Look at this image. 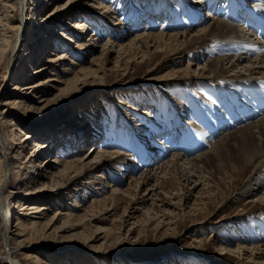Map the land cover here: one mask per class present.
I'll use <instances>...</instances> for the list:
<instances>
[{
	"label": "rangeland",
	"instance_id": "1",
	"mask_svg": "<svg viewBox=\"0 0 264 264\" xmlns=\"http://www.w3.org/2000/svg\"><path fill=\"white\" fill-rule=\"evenodd\" d=\"M33 2L27 0L25 12L15 10L16 18L26 25L23 30L9 35L12 45L7 48L8 57L0 65V156L3 157L0 182L3 180L5 184L0 199L7 202L10 219L14 222L17 216L25 221L39 214L18 213L19 200L49 207L45 214L35 217L41 222L38 236H46L35 239L32 244L20 243L25 236L13 234L16 224L10 222L8 237L15 235L12 236L15 239L6 244L4 220L0 216V258H6L0 264H32L27 257L29 254L48 264H264L260 256L257 260L250 259L249 252L241 257L229 250L224 256L218 252L219 245H228L232 250L242 243L252 248L255 243L243 241L264 237V208L255 196H258L257 191L252 194L255 196L251 198L253 202L248 201L253 169L238 177L236 169L240 171L243 163L230 156L231 152H226L227 169L218 172L216 168H203L205 179L198 183L193 177L194 169L190 173L192 179L181 183L170 174L171 167L166 171L156 170L178 152L186 161L202 153L203 145L210 146L220 140H224V147L234 145L236 135L228 137L229 133L239 132L253 123L251 118H245L234 126L238 120L233 119L234 124L229 125L232 127L228 132L217 128L214 138L206 141L207 134L213 136L205 130L206 115L212 114V109L220 110L224 106L223 96H229L234 87L221 79L206 78L208 65L224 54L221 52L226 48L224 39L214 45L206 40L196 41L180 50L182 54H177L176 45L166 51L155 52L150 48L151 55L145 59H130L119 49L121 44L143 33L187 32L188 39H192L195 32L216 18L243 29L247 27L243 24L245 13L240 20L230 17L235 0H51L36 10L31 8ZM107 5L111 8L108 11L104 8ZM255 11L258 17H264L257 9ZM76 21H83L85 25L79 30L74 26ZM4 24L0 23L2 45ZM52 32L61 33L56 35L60 43L54 41L57 37L48 38ZM42 33L48 37L42 38ZM92 34L97 41H91ZM261 38L264 42L263 36ZM18 40L21 42L12 50ZM86 43L90 46H81ZM45 48L43 60L49 64L44 72L34 74L42 61L31 62L30 53ZM144 51L146 45L140 41L136 53L140 55ZM58 54L66 56L58 61ZM81 69L85 70L83 73L94 70L96 74L86 73L88 78L75 90L56 98L46 109H39L45 105L39 103L41 96L54 98L58 93V86L62 85L56 82L58 78L72 79ZM30 73L33 77L27 78ZM227 74L234 77L231 72ZM46 78L55 81L30 95L26 102L30 108L9 109L4 105L19 94L25 95V91L21 93L15 89L16 84L45 82ZM11 121L19 123L24 133L37 136L22 150L16 144L18 139L6 134L13 127H9ZM198 133L202 135L200 138ZM49 137L56 142L58 150L43 151L23 168L24 161L32 155L35 141L43 143ZM100 150L106 154L104 163H99L103 165L101 168L96 163L101 158L93 163L86 162L87 171H75L71 178L60 181V192L53 190L47 197H36L33 202L24 197L34 186L31 180L38 174L42 160L57 154L73 160L85 159L92 153L93 158ZM147 155L152 157L145 164ZM199 164L202 168V163ZM50 167L52 171L58 168ZM190 167L184 164L183 170L187 168L188 172ZM149 170L152 174L157 171V178L146 188H136L131 178L141 179ZM261 178L263 185L258 193H264V175ZM163 180L166 182L164 188L161 187ZM42 182L47 186L51 184L48 178H43ZM251 184L253 188L256 186L254 182ZM130 187L138 196L137 200L140 198L139 204L133 201L132 195L123 194L114 210H111V199L107 207L94 209L100 220L95 221L90 216L82 223L72 220L66 230H55L63 225L62 218L54 226L50 224L51 228L42 229L56 210L82 216L84 207H89L93 200L108 198L114 188L126 190ZM147 188L153 189L155 195L148 194ZM76 204L81 205L78 210L66 207ZM106 209L110 211L103 212ZM158 211L162 212L158 214ZM135 221L138 223L133 224ZM71 224L75 226L70 227Z\"/></svg>",
	"mask_w": 264,
	"mask_h": 264
},
{
	"label": "bare ground",
	"instance_id": "2",
	"mask_svg": "<svg viewBox=\"0 0 264 264\" xmlns=\"http://www.w3.org/2000/svg\"><path fill=\"white\" fill-rule=\"evenodd\" d=\"M51 0H34V2L31 4V8L40 9L44 3L49 2ZM88 1V0H87ZM98 1V0H97ZM26 3L27 0H0V20H2L5 24V29H3V45L0 44V65L4 62V60L8 57L7 55V48H10L12 43L10 41L11 37L9 36L12 34L14 31H20L25 28L24 21L20 22L19 19L16 18V15H14L15 10L19 11L21 10L24 11V7L26 8ZM197 3V8L201 9L200 3ZM100 4V3H99ZM203 4V3H202ZM101 6V5H100ZM110 6L107 5L104 8L108 11ZM207 7V6H206ZM209 7V6H208ZM64 8V7H63ZM204 8V7H203ZM196 9V8H195ZM260 11L264 15V0H235V5L233 7V12H231L230 17L235 19V20H240L242 19V15L245 13V16L243 19H245L243 22L244 25L247 27L243 29H237L236 27L230 25L229 23H226L224 21H221L220 19L218 20L216 18V21L213 23H210L208 26H204L200 28L199 31L195 32L193 34L192 39H188V33L184 32L182 34H172V35H167L164 33H157L152 34V33H143V34H136L133 39L127 41L124 44H121L119 46L120 51L123 52V54L126 56H130V59H133L135 57H139L141 59H145V57L150 56V50L154 49V51H166L168 49H172V46L176 47L177 54H182L180 50H182L185 46L188 44H192L196 41L200 40H206L210 41L209 44L214 45V44H219L221 41L223 42L224 39V45H226V48H223L221 52H224L220 56V58L216 59L215 61H212L208 66L209 69L206 72V78H212V79H221L224 84L229 85V84H234V87L230 89L229 96L224 95V101L223 104L224 106L221 107V112L220 110L212 109V114L206 115V120L208 124L205 125V130L210 132L213 136L210 134L206 135V141H210V139L214 138V133L216 132V129L219 128L221 130L225 129L227 132L230 130L229 128L232 126H229L230 124H234L233 119L238 120L235 122L234 126L238 125L241 122H244L247 118H251L252 122L251 125H248L244 128H241L239 132L232 133L228 135V137H236L234 138V141L236 142L234 145L230 144H224V140L218 141V143H210V146H204L205 150L202 151V153L198 154L196 158H189L186 161H183L180 152L174 155L173 159L171 161H168L167 163L162 162V164L156 169L160 168L161 171H166L167 168L171 167L170 174L172 173L174 176H176L177 180L181 183V181H190L192 177L190 176V173H192V169L195 172V175L193 176L195 178V182L198 183L201 182L203 179H205L203 174L202 169L203 168H216L218 172H221L223 170L227 169V164L229 163L228 159L226 158V152H231L230 156H233V158L237 162H242L243 163V168L238 171L236 169V175L242 176L249 170H252V173L254 174L251 177V180L249 181V188L247 190V193H250L249 195L252 196L254 191H257L256 197H259V201L262 202V207L264 208V193H258V190L262 188V179L261 178L264 175V42H262V38L258 36L259 34H262L260 30V25L264 23V17H260L261 15L259 14L260 12H257L260 16L258 17L256 14V10ZM33 10V9H32ZM25 12V11H24ZM67 16L70 15V13L66 14ZM32 16V15H31ZM197 16L193 17L194 19ZM1 21V22H2ZM0 22V23H1ZM200 22V21H199ZM12 23H17V25H12ZM258 23V24H257ZM66 24V23H65ZM38 25V24H37ZM85 24L83 21H76L74 23L75 28L81 29ZM45 26V25H43ZM42 26V27H43ZM41 27V29H43ZM242 28V27H241ZM42 32V30H40ZM258 33V34H257ZM58 33L52 32L50 33L51 37H48V35L42 33L40 34L42 38H55L56 43H60V39H58V36H56ZM61 34V33H60ZM58 34V35H60ZM64 35V34H62ZM53 36V37H52ZM96 36V35H95ZM264 38V36H263ZM66 41H68V38L64 37ZM184 39V40H181ZM97 41V39L93 36H91V41ZM140 41H142L143 44L146 45V51L144 53L142 52L140 55L136 53V46L140 44ZM21 42V40L17 41L14 46L12 47V50H14L18 44ZM221 42V43H222ZM37 45V43L35 44ZM48 45V44H47ZM82 47H89L90 44H82ZM42 47V46H41ZM106 46H103V50H105ZM151 48V49H150ZM234 49V51H231ZM40 50V49H39ZM47 50L46 48L43 49L41 52L35 51L34 53L31 52L32 60L31 62L35 63H40L42 61V65L36 68L34 74H39L42 73L46 70V61L43 60V52ZM29 52V51H28ZM236 52V53H235ZM33 53V54H32ZM66 55L63 54H58L57 60L60 61L63 57ZM56 60V61H57ZM190 63L187 65V71L189 74V71L191 70ZM51 67V66H49ZM85 71L84 69H81L80 71L75 74V76L72 79L69 80H64L62 78H58L56 81L60 86H58V93L54 98H50L49 96H41V100L39 103L43 102L42 104L45 103L42 107L39 109H46L53 100L56 98H61L63 95H66L67 93L75 90L78 85L85 80V78H88V75L96 74V71H87L86 73H83ZM231 72L234 74L233 78H230L227 73ZM33 73H30L27 78L33 77ZM205 73V72H204ZM204 73L201 72L203 75ZM83 74H86L87 76H83ZM200 74V75H201ZM84 77V79H82ZM51 81H55L54 79H49L46 78L45 82H31L30 84L26 85H20L16 84L15 89L18 90L19 92L23 93L25 91V95L19 94L16 97H14V100H8L4 103V105H8L9 109L13 108H21L22 106H26V108H30L28 104H26L27 100L30 98V95L32 93L40 91L41 86L46 85V83H50ZM36 94V93H35ZM251 95V98L249 97ZM253 95V96H252ZM253 97V99H252ZM228 102V104L226 103ZM122 104V103H121ZM38 109V108H37ZM249 112V113H248ZM262 117L261 120L258 119ZM256 118L259 121H255ZM245 119V120H244ZM250 120V121H251ZM194 122V121H190ZM239 122V123H238ZM212 124V125H211ZM10 126H13L11 128L10 132H6L12 134L14 139H18L17 145L19 146L21 150L29 144V142L34 138L37 137L36 135H30L28 133H24L23 128L20 126L19 123H16L14 121L10 122ZM1 130V129H0ZM17 131V133H16ZM225 131V132H226ZM205 132V131H204ZM15 133V134H14ZM202 133V132H201ZM201 133H198L197 136L200 138L202 135ZM237 134H241L237 136ZM201 135V136H200ZM205 135V134H204ZM10 136V135H9ZM196 136V137H197ZM12 137V138H13ZM204 137V136H203ZM52 137H49L48 141L45 142H38L35 141L34 146L31 151L32 155L27 158L28 160L24 161L25 166L23 168H27L28 164L33 162V159L39 156V154H42L43 151L53 149L54 151H57L56 149V142L54 140L50 139ZM15 140V141H16ZM200 146V145H199ZM211 147V148H209ZM22 152V151H21ZM102 151H98L96 157L94 156L92 158V153L90 155H87L84 158L80 159H73V160H68L64 156V158H61L58 154L53 157V158H47L42 160L41 165H39V172L36 174L35 177L31 180L32 183H34L33 188L31 191H28L25 194V198L27 200H32L34 201V198L36 197H47L49 193H52V191L56 190V192H60V181H63L67 178H71V174L75 171H87L89 166L86 162H91L93 163L94 161H98V158L100 161L96 162L98 163L97 167L101 168L106 160V154L101 153ZM182 152V151H181ZM59 153V152H56ZM23 154V153H22ZM183 154V153H182ZM186 155V152H184ZM188 154V153H187ZM213 155L212 157L210 155ZM191 155V154H190ZM59 156V157H58ZM189 156V155H187ZM108 157V156H107ZM152 156L147 155L145 158V164L149 161V158ZM3 157L0 156V166L3 163ZM24 160V159H23ZM230 160V158H229ZM111 161V160H110ZM183 164H182V163ZM186 162V163H185ZM101 163V164H99ZM202 163V168L200 167V164ZM90 164V163H89ZM184 164H189L191 167L189 168V171L187 172V168L183 170ZM237 164V163H236ZM50 165H55L58 166V168L55 171H52ZM225 167V168H224ZM29 168V167H28ZM222 168V169H221ZM224 168V169H223ZM204 169V170H205ZM239 169V168H238ZM157 171H155L154 174L149 170L147 173H144L143 177L141 179H132L131 181L133 184L137 185L136 188H146L148 185H150L151 180L153 178H157L156 174ZM35 175V174H34ZM71 175V176H70ZM43 178H48L49 182L51 183L49 186H47V183H43ZM162 178V177H161ZM157 181H160V179H157ZM120 182V181H119ZM252 182L255 183L256 189L253 188ZM38 183V184H35ZM161 187L164 188L165 186V181L163 180ZM190 183V182H189ZM264 183V182H263ZM199 185V184H197ZM131 186V185H130ZM252 186V187H251ZM5 188L4 181L2 180L0 182V197L2 194V191ZM111 188V187H110ZM149 191L150 189L147 188ZM134 190L130 187L129 189L127 188L126 190H119L117 188H114L111 195L108 198H103V199H97L93 200L91 205L89 207H84V214L82 216H74L73 214L66 212H62L60 210L55 211L54 215L50 221L42 225V229L45 230V228H51L50 224L54 226L58 221H60L63 218V225L55 230H66L68 228V224L74 220L73 222L77 223H82L83 221H86L90 216L96 220H100L95 213L94 209L97 207L105 206L107 207V203L109 204L108 200L111 199V210H114L116 208V205L118 203V199L121 197L120 195L127 194L132 195L133 201L135 203L139 202L140 198H137L136 193L133 192ZM136 191V190H135ZM153 189L150 190L148 194H151V196H154L155 194L152 193ZM249 196L250 199L248 200L250 203L253 200L251 198L255 196ZM124 197V196H123ZM22 199V198H21ZM0 216H2L4 220V226H3V232H4V238L6 239V244L7 241L15 239L12 236L15 235H10L11 237H8V230L10 226V222L15 223V233L12 232L13 234H16L17 236H25L24 238L20 239L19 242L22 243L23 241H27L30 244L34 242L35 239L39 240L42 239L43 237H39V224L41 225V222L38 221L35 217H39L38 215L45 214V211L49 207H45L44 205H37L36 203L34 204H28L25 202H20L18 201L19 204V209L18 213L21 211H24L22 213L29 215L31 213H39L38 215H32L25 221L20 220V216H17V218H14V220L10 219V212H9V206L7 207L6 201L3 199H0ZM146 200V199H145ZM142 201V203L145 202ZM25 201V199H24ZM60 204H63L59 202ZM18 204V203H16ZM59 204V205H60ZM81 204V203H80ZM76 204L74 206L68 205L66 206L69 209L76 210L83 204ZM139 204V203H137ZM17 206V205H16ZM84 206V205H83ZM118 207V206H117ZM105 209V208H104ZM78 210V209H77ZM110 210H104L103 212L108 213ZM135 212V211H134ZM133 212V213H134ZM162 211H158V214ZM92 213V214H91ZM157 213V212H156ZM127 212L125 213V215ZM156 214L153 216V218H156L158 215ZM131 215V214H130ZM9 218V220H8ZM131 219H134V217H130ZM151 218V219H153ZM55 221V222H54ZM138 221L133 222V224H137ZM75 226L74 224H71L70 227ZM40 235V234H39ZM19 238V237H18ZM45 238V237H44ZM88 238V237H87ZM89 240V239H88ZM18 242V243H19ZM255 243V245L252 248H248L245 246V244H239L236 249H229L228 245L225 247L223 245H219L218 252L220 256H224L225 254L228 253V250L233 253H237L238 257H241L243 254L250 253V259H258V256H260V259H264V237H255V240L253 239H246V241H243V243ZM262 244V245H261ZM11 252H13L12 249H10ZM30 250H35V249H30ZM29 259H31L32 264H48L47 262L37 258L36 256H31L29 254L27 256ZM27 258V259H28ZM6 260V258L2 259L0 258V262ZM264 261V260H263ZM262 261V262H263Z\"/></svg>",
	"mask_w": 264,
	"mask_h": 264
}]
</instances>
